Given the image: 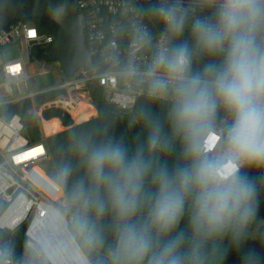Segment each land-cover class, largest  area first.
<instances>
[{"label": "clouds", "instance_id": "obj_1", "mask_svg": "<svg viewBox=\"0 0 264 264\" xmlns=\"http://www.w3.org/2000/svg\"><path fill=\"white\" fill-rule=\"evenodd\" d=\"M214 19L198 18L190 25L193 46L182 42L158 52L141 74L134 63L123 68L129 77H143L154 98L171 97L169 123L183 143L185 163L173 170L155 167L151 155L169 147L161 126L152 122L148 156L138 149L129 155L123 144L93 143L81 137L72 145L82 162L83 179L73 184L71 201L77 206L72 224L90 248L103 236L93 222L111 212L115 246L110 264H207L206 247L228 237V251L240 264H261L255 251L241 253L247 226L257 211V186L241 169L264 170V0H205ZM172 38L183 35L187 14L179 2L154 9ZM134 39L145 42L148 32L136 28ZM196 53L220 57L193 72ZM226 114L220 149L208 154L203 139ZM73 171L62 163L58 177L66 183ZM151 175L154 193L145 192ZM188 211V232L177 231ZM147 206V217L135 219Z\"/></svg>", "mask_w": 264, "mask_h": 264}, {"label": "built area", "instance_id": "obj_2", "mask_svg": "<svg viewBox=\"0 0 264 264\" xmlns=\"http://www.w3.org/2000/svg\"><path fill=\"white\" fill-rule=\"evenodd\" d=\"M72 1L85 16L86 43L93 60L91 71L80 66L74 73L66 74L53 64V60L39 58L34 50L51 47L56 39L40 31L30 18L15 19L0 28V106L30 99V111L42 131L41 140L31 141L23 134L24 123L19 113L9 118L0 114V198L7 203L0 214V229L13 232L25 226L26 245L32 250H42L38 230L49 228L51 221L62 222L74 237L69 217L60 208L59 200L64 196V190L49 168L51 155L44 140L46 121L60 118L48 119L44 110L58 107L75 123L82 122L97 113L92 88L99 87L108 103L132 112L139 99L157 98L149 94L142 75L126 76L123 68L131 62L142 74L158 52L172 47L169 34L156 20L154 9L174 4L177 0ZM178 2L181 10L195 19L208 18L205 0ZM137 27L148 32L147 41L134 39ZM10 46H19L24 53L7 59L4 51ZM48 65L59 71L62 81L35 90L31 79L49 72ZM53 91L57 92L54 97L38 102V96ZM160 100L171 102V97ZM224 124L210 129L203 139L206 153L215 154L220 149ZM48 260L55 264L51 258ZM0 261L17 264L4 243H0Z\"/></svg>", "mask_w": 264, "mask_h": 264}, {"label": "trees", "instance_id": "obj_3", "mask_svg": "<svg viewBox=\"0 0 264 264\" xmlns=\"http://www.w3.org/2000/svg\"><path fill=\"white\" fill-rule=\"evenodd\" d=\"M214 11V8L207 6V4L205 5V15L208 16V19H214ZM187 18L188 26L183 35L179 38L170 37L172 47L182 42H188L190 46H193L190 25L195 18L190 14H187ZM30 19L35 21L40 31L53 35L55 39L57 38L59 27L54 21L41 17ZM156 20L161 28L166 29L164 23L158 16H156ZM49 49L50 47L36 48L34 51L39 58L49 59L47 55ZM193 55V72L202 71L204 65L207 63L220 62V57H210L196 53L195 51ZM56 94V91L48 92L38 96L37 100L40 103L44 99L54 97ZM92 96L97 108V113L79 123H75L72 117L61 108L52 107L44 110V116L46 118L59 117L63 126H66L63 130L46 135L44 140L51 155L53 164L51 170L64 190L65 203L60 204V208L63 209L67 215H73L74 212L77 211V206L70 199L73 184L83 179L85 184L88 185L83 164L72 151V145L81 137H88L93 143L97 144L107 141L121 143L128 150L130 156L135 154L138 149L142 148L145 156H148V134L152 122H157L161 126L162 135L168 140L169 147L151 155L154 166H164L169 170H173L175 167L182 166L185 163L182 140L173 133L169 123L171 102L160 99L141 98L136 108L132 112H129L108 103L104 99L102 90L99 87L92 88ZM31 106L32 102L28 98L15 103H5L0 106V114L9 118L12 114L19 113L24 123L23 134L31 141H37L41 140L42 131L36 116L30 111ZM222 122H226V114L221 110L218 113L215 126ZM45 126L47 133L56 131L61 127L58 118L46 121ZM62 163H70L73 168L72 174L66 183H62L58 177L59 168ZM241 171L256 183L257 211L254 218L247 226L246 241L240 251L241 253L249 250L255 251L261 258V264H264V170L249 169L245 166ZM145 192L149 194L155 192V185L152 182L151 175L145 179ZM6 205L7 203L0 198V214L6 208ZM189 209L190 204H186L185 215L177 231H189ZM146 217L147 206L143 207L138 212L135 219L143 221ZM92 219L99 228L105 245L109 249L113 248L115 246L116 237L115 225L111 212H107L98 219L93 216ZM25 228L26 227L23 226L13 232L0 229V243H4V245L11 250L17 264H51L47 258L37 256L32 249L27 247ZM230 248L231 240L228 237L215 242H209L206 247L207 264H240V255L234 251H228L226 258H221V253ZM93 258L94 260H90V264H110V257L107 253L96 254ZM0 264L3 263L0 261Z\"/></svg>", "mask_w": 264, "mask_h": 264}, {"label": "water", "instance_id": "obj_4", "mask_svg": "<svg viewBox=\"0 0 264 264\" xmlns=\"http://www.w3.org/2000/svg\"><path fill=\"white\" fill-rule=\"evenodd\" d=\"M48 18L59 32L47 55L66 74L80 66L91 71L93 60L86 43L85 16L72 0H0V28L15 19Z\"/></svg>", "mask_w": 264, "mask_h": 264}, {"label": "rangeland", "instance_id": "obj_5", "mask_svg": "<svg viewBox=\"0 0 264 264\" xmlns=\"http://www.w3.org/2000/svg\"><path fill=\"white\" fill-rule=\"evenodd\" d=\"M4 52H5L4 53L5 57L7 59L18 57L24 53L22 48H20L19 46H10V47L6 48ZM53 64H56V61H54ZM47 68L50 69L49 72L36 75L31 79L30 83H32L33 88L35 90L43 89V88L49 87L50 85H56L62 81L61 74L53 65H48ZM95 113H96V110H95L94 114ZM59 121H60L61 127L56 131L47 133L46 126H45V135L53 134L57 131L63 130L66 127V126H63L61 119H59ZM51 167H53L52 163H51L49 168H51ZM62 203L63 204L65 203V197L64 196L59 200V204H62ZM65 207H66V204H65ZM62 211L64 212L63 209H62ZM67 216L69 217V220H70V225H69L70 231L74 234V236L77 240L76 239L74 240L73 237L71 236L73 239V242H74V244H71L69 242V240H66L63 237H61L58 244H55V248H53V251L51 252V250L50 249L47 250L46 249L47 247H44L42 242L38 239V241L40 242V244L42 245L43 248H42V250L41 249H33V251L36 253L37 256H39L41 258H47V259L49 257L53 260V262L56 261L58 264H70V263H73L74 260L79 259L80 256L82 255L83 258H85L84 264H87L88 259H89V261L90 260L93 261L94 260L93 257H95L96 254L107 253L109 255L110 249L105 245L104 242L99 247H96V248H90L89 246H87L85 244L81 234L75 229V227L72 224V216L73 215H67ZM74 246H77V249L78 248L79 249L75 250V251H73V253H71V251L74 249ZM65 253L68 254V258H67V260H65L66 262L63 261ZM83 258H80V259H83Z\"/></svg>", "mask_w": 264, "mask_h": 264}, {"label": "bare ground", "instance_id": "obj_6", "mask_svg": "<svg viewBox=\"0 0 264 264\" xmlns=\"http://www.w3.org/2000/svg\"><path fill=\"white\" fill-rule=\"evenodd\" d=\"M69 233L70 232H68L66 230V227L64 226V224L62 222L51 221V226L49 228H47V229L41 228L38 230V239L42 242L44 247H47L46 248L47 250L50 249L52 252L53 248H55V244H58L61 237H63L66 240H69V242L71 244H74L73 239L75 240V238L72 235H70ZM71 236L73 237V239ZM40 246H41V248H43L42 245H40ZM78 249H77V246H74V249L71 251V253H73V251L78 250ZM67 258H68V254L65 253L63 261L67 260ZM80 258H83V256L81 255ZM80 258L77 260H74V262L70 263V264H84L85 258H83V259H80ZM54 263L58 264L56 261Z\"/></svg>", "mask_w": 264, "mask_h": 264}]
</instances>
